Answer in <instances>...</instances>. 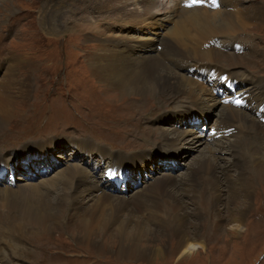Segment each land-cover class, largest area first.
Wrapping results in <instances>:
<instances>
[{
  "label": "bare ground",
  "instance_id": "obj_1",
  "mask_svg": "<svg viewBox=\"0 0 264 264\" xmlns=\"http://www.w3.org/2000/svg\"><path fill=\"white\" fill-rule=\"evenodd\" d=\"M48 1L43 4L42 10L50 6L51 2L53 16L60 18H56V26H51L46 34L56 38L65 32L99 31L102 22H98V19L102 18L103 11L112 1L117 2V5L111 8L110 14L117 15L122 12L124 21L131 25H142L144 20H148L149 22L142 26L161 27L165 31L162 32L165 38L160 40L161 44L157 45L158 47H152L153 42L148 41L145 43L149 48L143 49L138 45L142 46L144 43L139 41L133 43L126 37L108 39L105 49L93 58L91 67L93 77L111 90L113 93L111 97L115 98V92L118 96L125 97L124 102L128 99L148 97L157 99L161 104L159 98L168 96L167 101L171 103L183 99L187 102L206 103V106L217 104L219 109L216 117L219 119V125L216 128L212 126L210 131L211 135H218V139L213 136V147L207 148V151L196 162L194 161L195 164L177 181L173 176L158 178L135 190L128 197L111 194L106 191L107 185H104V182L113 180L125 183L124 175L105 178L103 173L106 180L96 181L91 178L94 171L72 164L65 166L66 169H62L56 176H51L45 181L42 179L37 185L32 183L33 185H18L16 188L3 187L0 189L2 207L12 209L8 202L10 197L32 194L37 199L39 209L25 215L20 213L21 216L12 218L8 213V219L0 214V264H11L18 258L29 260L34 251L26 248L23 240L26 239L25 234L34 231V234L37 232L50 235L53 227L61 220L67 223L72 213L76 226L73 230L81 234L80 242L90 247L89 249L100 248L103 244L104 246L116 244L117 250L110 252L118 260L145 261L157 255H165L164 248L159 247H162V242L169 240L174 244L173 253L179 252L180 256H189L190 261L201 250L206 252L204 245L199 244V239L203 236L198 232L199 228H203L205 232L208 228V226L205 228V224L222 223L220 212L216 210L219 204L227 210L226 222L232 225L226 233L236 235L243 229L244 233L249 235L250 227L246 226L244 230L242 218L252 200L258 181H262L260 195L264 198V126L255 116L253 118L242 109L223 104L224 100L218 98L225 96L223 93L226 91L229 94V89L233 93L241 83L238 78V82L229 79L228 77L234 76L229 75L226 70L232 73L229 68L237 62L254 58L255 50L250 41L238 42L233 36L246 33L249 27H253L251 23L254 20L259 21L258 17L264 14L262 5L255 4L249 9L241 8L240 0H216V4L222 5V8L210 12V9L200 7L198 3L188 8V5L192 4L191 0ZM158 39L155 38L153 41ZM138 49L148 50L149 53L140 54ZM131 55L135 57L132 58ZM205 64L215 69L212 74L215 75L216 90L210 88L207 82V86L204 85L205 80L208 81L207 75H192L193 69L186 70L191 67L197 68L194 69L195 74L196 70L199 71L198 68L209 71V66L204 67ZM183 69L186 71L182 72ZM223 73L228 75H221ZM221 77L224 79H220ZM14 82L20 84L21 93L27 97L29 94L30 85L27 80L19 81L14 71L13 75H7L0 81V131L7 124L12 109L17 104V97L11 92ZM260 82L257 87H264V80ZM249 95L248 101H251V95L259 96L258 92L253 91ZM119 110L122 111L121 108ZM152 110L153 108L147 112L150 113ZM197 111L200 115L205 113L198 109ZM189 112L186 108L176 114ZM223 112L225 114H222ZM125 118L130 119L131 116ZM186 129H181L182 131L176 128L162 129L161 139L177 143L189 133ZM125 130L136 131L137 125L125 122ZM133 134L137 135L134 132ZM50 138L26 141L19 145L17 150L0 154V181L13 179L15 166L19 163L31 165H43V161L50 163V160L55 159L54 151L64 150L65 147H72L84 159H91L93 154H98L102 150L111 159L118 154L110 153L94 142ZM167 141L163 142L166 146ZM62 144L66 146H61ZM76 153L74 158H77ZM225 155H228L231 161H226L223 157ZM133 161L134 167L135 163L146 164L143 155L137 156ZM191 213L199 223L189 220ZM204 219L205 221L201 222ZM258 219L264 221V213H260ZM215 226L209 227V231L213 229L210 231V234L213 232L211 239L217 237ZM190 227L197 232L189 235ZM98 235L108 236L109 244L98 243L94 239ZM34 238L37 237L34 235ZM158 239L160 240L157 242ZM152 243L155 245L153 244L154 247L150 249L147 245ZM206 244L207 248L211 247L208 242ZM44 252L46 251L35 252L37 258ZM213 252L216 253V249ZM228 253H232V250L226 251L225 256Z\"/></svg>",
  "mask_w": 264,
  "mask_h": 264
},
{
  "label": "rangeland",
  "instance_id": "obj_2",
  "mask_svg": "<svg viewBox=\"0 0 264 264\" xmlns=\"http://www.w3.org/2000/svg\"><path fill=\"white\" fill-rule=\"evenodd\" d=\"M45 3L46 0H0V81L7 75H13L14 71L19 81L27 80L30 85L28 97L21 93L20 84L14 82L11 87V92L17 97V104L12 109L7 124L0 131V154L4 155L7 151L17 150L23 142H33L35 139L45 137H51L50 139L54 140L78 139L82 142H94L110 153L118 152V154L111 159L102 150L98 154H93L91 159H84L72 147H65L64 150H55V159L50 160L48 164L44 161L43 165L19 163L15 166L13 179H9V182L5 179L0 181V189L6 186L16 188L18 185L32 183L37 185L42 179L45 181L51 176H56L62 169H66L65 166L68 167L71 164L94 171L93 176H90L98 181L118 176L110 174L114 170L117 174L128 171L130 180L126 179L120 187L109 181L104 182V185H107V192L123 197H128L135 190L158 178L173 176L177 181L207 151V148L213 147L214 137L218 139V135H211L210 128L212 126L216 128L219 125L217 118L219 106L217 104L206 106V103L187 102L183 99L171 103L167 101L168 96L159 98L161 104L157 102V99L148 97L138 100L128 99L124 102L125 97L118 96L117 92L114 93L115 98L111 97L113 94L111 90L93 77L91 69L94 56L105 49L108 39L126 37L133 43L135 41L144 43L138 46L146 49L149 48L145 43L148 41L153 42L152 47H158L161 44L160 40L165 38L163 34L165 31L161 27L142 26L149 22L148 20H144L142 25H131L124 21L122 12L117 15L110 14L111 8L117 5V2L112 1L103 11L102 18L98 19V22H102L99 31L65 32L56 38L53 35H47L46 32L51 26H56V18L60 16H53L51 2L50 6L42 10ZM255 4L262 5L264 8V0H240L241 8L252 9ZM189 5L188 8H192L196 4ZM198 5L210 9V12L222 8V5L216 4V0L215 6L212 5L211 0L200 1ZM258 20V22L254 20L251 23L253 27H249L246 33H242L243 35L238 33L239 35L233 36V39L238 42L250 41V45L255 50L252 60H240L235 64L236 66L229 68L232 73L226 70L229 75L234 76L228 78L239 79L241 82L234 91L238 95L237 98L233 99L232 94H227L225 89L223 90L226 92H220H224L225 96H231L230 103H223L221 100L223 104L248 112L253 118L255 116L257 121L261 120L264 126V87H257L261 84L260 81L264 80V14L258 17ZM155 38H159L158 41H153ZM250 38L253 39L252 42ZM247 47L250 50V47ZM213 48L217 47L213 46ZM242 48L241 51H243ZM138 52L149 53L148 50L142 49H138ZM131 57L135 56L131 55ZM206 66L211 67L208 64L204 65ZM188 69H193L192 75H207L208 81L204 79V85L207 86V82L210 88L216 90L215 75L212 74L214 68H210L209 71L198 68L199 71L196 70V74L194 69L197 68L191 67L186 70ZM11 70L13 71L10 74ZM186 70L183 69L182 72ZM227 73L221 75H228ZM217 86L220 85L217 84ZM252 91L258 92L259 96L251 95V101H248ZM225 96L221 97L220 94L221 98L218 99ZM237 99L241 100V107L233 103ZM152 108V112L148 113L147 111ZM186 108L189 109V113L176 114ZM197 109L205 112L204 115H200ZM127 116L131 118L126 119ZM125 122L137 125V130H125ZM172 127L177 130L187 128L189 133L177 143L162 140V129L171 130ZM133 132L137 135H132ZM165 141L168 143L167 146L163 143ZM72 152L76 153L77 158H74L75 154ZM140 155L146 158V164L135 163V168L133 160ZM223 157L226 161H231L228 155ZM46 160L49 162L48 158ZM261 182H257L255 193L242 218V227L244 230L246 226L250 227V234L246 235L243 229L236 235L226 233L232 225L226 222L227 210L219 204L216 210L220 212L222 223L218 221L219 223L205 224V228L208 226L205 232L203 228H199L198 232L204 236L199 239V244L204 245L206 252L201 250L190 261L189 256H180L179 252L173 253L174 244L169 240L162 242V247H159L164 248L165 255H157L145 261L118 260L110 252V250L116 251L118 245L109 244L108 236L98 235L94 239L100 244H109V248L103 244L100 248L89 249L90 247L80 242L81 234L73 230L76 226L72 213L67 223L61 220L57 226L53 227L50 235L37 232L34 234V231L27 232L26 239L23 240L26 248L34 253L29 260L18 258L20 261L13 260L11 264H264V233L260 234L261 231L264 232V221L258 219L260 213H264V198L260 195ZM8 202L13 210L2 207L3 202L0 203V214H3L5 219L39 209L37 199L32 194L13 196L8 199ZM189 220L199 223L192 213ZM204 221L205 219L201 222ZM259 221L262 222L258 223ZM210 226H215L214 230H217V237L212 239L210 237L213 236V232L210 234V231L213 229L209 231ZM192 232L197 230L190 227L189 235ZM34 235L37 238H34ZM207 242L211 247L207 248ZM153 244L155 245L152 243L147 246L151 249L154 247ZM214 249L216 253L213 252ZM228 250H232V253L225 256ZM42 251L46 252L37 258L35 252L42 253Z\"/></svg>",
  "mask_w": 264,
  "mask_h": 264
},
{
  "label": "snow or ice",
  "instance_id": "obj_3",
  "mask_svg": "<svg viewBox=\"0 0 264 264\" xmlns=\"http://www.w3.org/2000/svg\"><path fill=\"white\" fill-rule=\"evenodd\" d=\"M199 2H200V0H191V3H192V4H197V3H199ZM211 3H212L213 6H215V0H211ZM189 6H190V5H189ZM225 103H227V101H225ZM235 103H236L237 105H239V104H240V101H239V100H236Z\"/></svg>",
  "mask_w": 264,
  "mask_h": 264
}]
</instances>
